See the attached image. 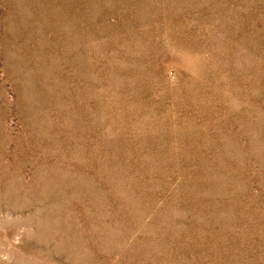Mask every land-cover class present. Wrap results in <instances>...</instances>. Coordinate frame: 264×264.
<instances>
[{
    "label": "rangeland",
    "instance_id": "1",
    "mask_svg": "<svg viewBox=\"0 0 264 264\" xmlns=\"http://www.w3.org/2000/svg\"><path fill=\"white\" fill-rule=\"evenodd\" d=\"M0 264H264V0H0Z\"/></svg>",
    "mask_w": 264,
    "mask_h": 264
}]
</instances>
